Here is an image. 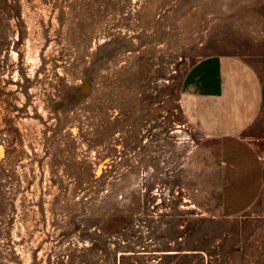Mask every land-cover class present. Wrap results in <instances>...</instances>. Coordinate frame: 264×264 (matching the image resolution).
<instances>
[{
  "label": "rangeland",
  "instance_id": "1",
  "mask_svg": "<svg viewBox=\"0 0 264 264\" xmlns=\"http://www.w3.org/2000/svg\"><path fill=\"white\" fill-rule=\"evenodd\" d=\"M210 56L264 77V0H0V264H264L182 109Z\"/></svg>",
  "mask_w": 264,
  "mask_h": 264
},
{
  "label": "crops",
  "instance_id": "2",
  "mask_svg": "<svg viewBox=\"0 0 264 264\" xmlns=\"http://www.w3.org/2000/svg\"><path fill=\"white\" fill-rule=\"evenodd\" d=\"M182 109L219 152V214L239 213L264 196V154L241 137L264 115V77L232 57H207L186 76Z\"/></svg>",
  "mask_w": 264,
  "mask_h": 264
}]
</instances>
